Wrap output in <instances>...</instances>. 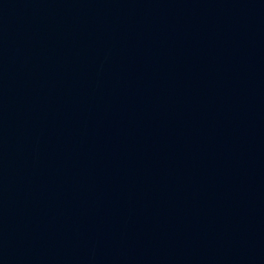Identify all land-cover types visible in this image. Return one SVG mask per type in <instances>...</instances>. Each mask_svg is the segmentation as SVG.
Wrapping results in <instances>:
<instances>
[{
  "label": "water",
  "instance_id": "water-1",
  "mask_svg": "<svg viewBox=\"0 0 264 264\" xmlns=\"http://www.w3.org/2000/svg\"><path fill=\"white\" fill-rule=\"evenodd\" d=\"M0 264H264V0H0Z\"/></svg>",
  "mask_w": 264,
  "mask_h": 264
}]
</instances>
